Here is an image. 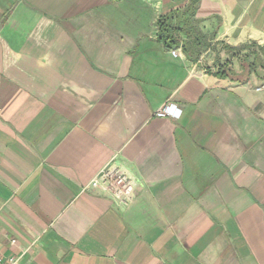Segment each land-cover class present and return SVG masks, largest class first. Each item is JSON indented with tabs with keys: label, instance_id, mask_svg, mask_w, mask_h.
Here are the masks:
<instances>
[{
	"label": "crops",
	"instance_id": "obj_1",
	"mask_svg": "<svg viewBox=\"0 0 264 264\" xmlns=\"http://www.w3.org/2000/svg\"><path fill=\"white\" fill-rule=\"evenodd\" d=\"M189 2L0 0V258L264 264V70L215 75L264 46V0H200L199 63L157 35ZM110 162L127 205L83 190Z\"/></svg>",
	"mask_w": 264,
	"mask_h": 264
},
{
	"label": "trees",
	"instance_id": "obj_2",
	"mask_svg": "<svg viewBox=\"0 0 264 264\" xmlns=\"http://www.w3.org/2000/svg\"><path fill=\"white\" fill-rule=\"evenodd\" d=\"M200 0H190L182 10L161 16L158 21V40L168 49L181 48L186 57L199 63L204 50L216 48L215 33H205L199 26L196 12ZM184 36V37H183ZM231 55V59L219 64L215 75L221 78L230 77L244 79L246 76L264 70V46L251 42L240 46H223ZM248 49L244 54L243 50ZM237 58L240 72L233 68L232 59ZM206 67V66H205ZM245 75V76H244Z\"/></svg>",
	"mask_w": 264,
	"mask_h": 264
},
{
	"label": "built area",
	"instance_id": "obj_3",
	"mask_svg": "<svg viewBox=\"0 0 264 264\" xmlns=\"http://www.w3.org/2000/svg\"><path fill=\"white\" fill-rule=\"evenodd\" d=\"M181 48L171 49L174 56H178ZM179 109H173L172 104H166L156 111L159 117H177ZM101 189L110 194L113 199L121 204L127 205L132 202L135 195L136 181L122 167L113 162L108 163L84 188ZM15 242V240H13ZM15 257L0 258V264H16Z\"/></svg>",
	"mask_w": 264,
	"mask_h": 264
},
{
	"label": "rangeland",
	"instance_id": "obj_4",
	"mask_svg": "<svg viewBox=\"0 0 264 264\" xmlns=\"http://www.w3.org/2000/svg\"><path fill=\"white\" fill-rule=\"evenodd\" d=\"M204 54V58L208 61L209 59H213L212 58V55H210L211 53L210 52H208V53H206V50H204V52H203ZM214 59H216V57L214 58ZM235 62H236V60H235ZM204 64H206V62L204 63ZM237 64V63H236ZM237 66H238V64H237ZM245 76V75H244Z\"/></svg>",
	"mask_w": 264,
	"mask_h": 264
}]
</instances>
